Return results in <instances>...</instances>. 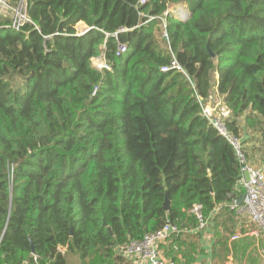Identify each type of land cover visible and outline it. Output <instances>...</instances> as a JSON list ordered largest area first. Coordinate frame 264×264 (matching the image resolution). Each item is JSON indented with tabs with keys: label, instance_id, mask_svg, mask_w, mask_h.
<instances>
[{
	"label": "trees",
	"instance_id": "1",
	"mask_svg": "<svg viewBox=\"0 0 264 264\" xmlns=\"http://www.w3.org/2000/svg\"><path fill=\"white\" fill-rule=\"evenodd\" d=\"M23 1L21 27L0 14V264H130L121 248L166 222L182 232L160 245L164 257L194 264L196 207L222 259L244 189L197 99L220 98L253 165L264 149V0ZM100 57L108 69L93 66ZM172 62L188 78L161 71ZM242 259L262 264L252 242Z\"/></svg>",
	"mask_w": 264,
	"mask_h": 264
},
{
	"label": "built area",
	"instance_id": "2",
	"mask_svg": "<svg viewBox=\"0 0 264 264\" xmlns=\"http://www.w3.org/2000/svg\"><path fill=\"white\" fill-rule=\"evenodd\" d=\"M142 2L143 0H141V3ZM0 10L5 11L9 15L11 28L17 29L29 22L23 0H20L16 6H10L7 0H0ZM166 14L167 13H164L163 16ZM164 36H166V34H164ZM113 37H116V35H113ZM125 51V45L118 46V52L120 54ZM93 66L95 65L93 64ZM95 67L99 70L108 69L105 61L102 62L101 66ZM168 70H177L182 73L185 78H188L186 73L176 62H172L169 67L161 68L162 72ZM197 101L201 108V115L215 131L230 144L240 164L241 178L239 184L244 189V200L240 206H237L236 201H234L231 207L236 209L238 215L248 216L251 226L248 229L233 234L230 236L229 240L230 242H235L243 238H250L254 239L257 243L261 241L262 244L259 247V256L264 263V169H257L247 164L242 152V140L232 135L224 124V120L230 114L226 107L222 105L219 114H216L214 107L200 98H198ZM199 209V207H196L193 211L197 214V219L200 222L197 230L202 231L207 227L208 223L202 220L198 212ZM180 232L182 231L177 226L166 222L159 230L146 234L142 240L126 243L121 248L120 252L130 264H175L170 259L164 257L160 245L164 244L172 235ZM225 264H232V261L229 260Z\"/></svg>",
	"mask_w": 264,
	"mask_h": 264
},
{
	"label": "crops",
	"instance_id": "3",
	"mask_svg": "<svg viewBox=\"0 0 264 264\" xmlns=\"http://www.w3.org/2000/svg\"><path fill=\"white\" fill-rule=\"evenodd\" d=\"M7 1L10 5L14 4L13 3L14 0H7ZM0 14L6 15L5 12H3L1 10H0ZM80 25H82V24H80ZM101 59L104 61L103 57H100L99 60H101ZM102 60L100 62H103ZM255 147H257V145H255ZM253 156H254V159L251 162L253 164L252 166L257 168V169H264V149H260V150L255 151L253 153ZM228 215L224 214V215L220 216L218 219V223L219 224H227V225L230 224V219H229L230 215L229 216ZM243 216H246V215H243ZM238 217H239V215H238ZM246 217L248 218V216H246ZM232 224H234V233H237V232L244 230V229H248L251 226L249 218H248V220L242 221L241 218L237 219V217H236L233 220ZM210 229L212 230V234H213L212 244L208 243L209 241L206 242V240H209L210 238H212L211 230H209V224L207 225V227L204 230L199 231L201 233L199 235V238L196 239V242L198 244V249H197L198 250V256H197V260L194 264H214V260H212L214 231H213V227H210ZM219 229L221 230L222 228L219 227ZM207 231L208 232L210 231L209 232L210 235L207 234ZM229 238H230V236L225 239V242L227 243V245H225V248L223 249L224 254L222 256L223 257L222 263H217V264H225L229 260L232 261V264H240V263L245 264L244 259H242V251L244 250V248L246 247V244L248 242L253 243V246L256 249L258 256H259V247L262 244L261 241H259L257 243L256 241H254V239L243 238V239H240V240L235 241V242H230ZM251 240H253V241H251ZM231 243L235 246V248L231 247V245H230ZM226 250H227V252L229 251L228 254H227ZM231 255L236 256V257H234V259H231ZM259 258H260L261 263L264 264L260 256H259Z\"/></svg>",
	"mask_w": 264,
	"mask_h": 264
},
{
	"label": "rangeland",
	"instance_id": "4",
	"mask_svg": "<svg viewBox=\"0 0 264 264\" xmlns=\"http://www.w3.org/2000/svg\"><path fill=\"white\" fill-rule=\"evenodd\" d=\"M9 4V3H8ZM10 5V4H9ZM10 6H14V5H10ZM182 8H185V7H182V6H172V7H170L169 8V12H177V11H181L182 10ZM3 12H5V11H3ZM5 14H7L6 12H5ZM76 29H77V31H78V33L80 34H82V32L84 31V30H86L87 28L85 27V25H78L77 27H76ZM102 60V59H101ZM101 60H97V59H95V60H93V64L95 65V66H101V64H102V62H100ZM103 61V60H102ZM216 78V77H215ZM23 90V88H21L20 89V91H22ZM215 99V100H214ZM220 100V98L218 97V96H213L212 98H211V100L209 101V102H207V104H209V105H211L212 107H214V109H215V113L217 114H219V112H220V109L222 108V104H221V101H219ZM239 219L241 218L242 219V221L243 220H248V218L246 217V216H243V215H240L239 214V217H238ZM210 227L211 226H209V230H211L210 229ZM210 232V231H209ZM209 232L207 231V234L208 235H210L209 234ZM211 235H212V238H210L209 240H206V242H208V243H211L212 244V241H213V234H212V230H211ZM231 245V247L232 248H235V246L231 243L230 244ZM228 248V247H227ZM226 252H227V250H226ZM229 253V251L227 252V254ZM224 254V253H223ZM234 257H236V256H232L231 255V259H234ZM212 262V261H211ZM217 263H222V259H220V258H216V259H214V264H217Z\"/></svg>",
	"mask_w": 264,
	"mask_h": 264
},
{
	"label": "water",
	"instance_id": "5",
	"mask_svg": "<svg viewBox=\"0 0 264 264\" xmlns=\"http://www.w3.org/2000/svg\"><path fill=\"white\" fill-rule=\"evenodd\" d=\"M87 31H89V29L84 30V31L82 32V34H80V35L85 34ZM208 52H209V51H208ZM209 55H210L211 58H214V55H213L211 52H209ZM243 200H244V193L241 194V195L239 196L238 200L236 201V205H237V206H240V205L243 203ZM169 208H170V203H169V201H168V199H167V196L165 195V200H164V204H163V209H164L165 211H168ZM103 225H105V224L103 223ZM31 250H32V252H33V248H31Z\"/></svg>",
	"mask_w": 264,
	"mask_h": 264
}]
</instances>
